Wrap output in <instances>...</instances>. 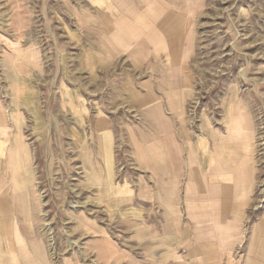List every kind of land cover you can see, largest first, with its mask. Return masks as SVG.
<instances>
[{
    "label": "rangeland",
    "instance_id": "rangeland-1",
    "mask_svg": "<svg viewBox=\"0 0 264 264\" xmlns=\"http://www.w3.org/2000/svg\"><path fill=\"white\" fill-rule=\"evenodd\" d=\"M144 2L0 0V264H206L199 244L264 264V0ZM173 12L189 54L163 103L180 71L156 22L128 37L127 20ZM157 104L186 127L172 180L140 144L165 164Z\"/></svg>",
    "mask_w": 264,
    "mask_h": 264
},
{
    "label": "crops",
    "instance_id": "crops-1",
    "mask_svg": "<svg viewBox=\"0 0 264 264\" xmlns=\"http://www.w3.org/2000/svg\"><path fill=\"white\" fill-rule=\"evenodd\" d=\"M128 1L131 3V1H135V0H128ZM143 1H145L144 3L146 5H149L150 0H143ZM140 14H141L140 16H137V15L129 16V18L130 17H132V18L127 20V22L129 23L127 25V27L130 31L128 37H132L131 31L137 30L136 22L143 23L142 24L143 28L147 29V30L151 27L152 21L156 22L157 24H155V26L157 28V31L160 33V36L166 40L165 45L167 47V54H168V57L170 59V61L167 62L168 65L165 64V66L167 65V67L165 69H172V70H174V69L178 70L179 69V71H180V76L178 77L177 80L173 79L171 81V79H169V78L165 79L164 86L166 85V87H168L167 89L164 90L165 92H157L158 94L154 92L155 96L160 97V98H158V101H163V103H166V102H169V100L172 96H175L178 92H180V90L183 93L182 86L180 85V81H181V68H182V65L184 62H181L179 60L175 61V59L177 58V54H178L177 47L179 45V42H175V41L180 38V36L177 35L176 33H178L179 28L180 27L182 28V25L184 24L183 23L184 22L183 16L178 15V14L173 12V13H169L166 15H162L160 19L159 18L158 19H154V18L151 19L152 16L147 17L146 14H142V13H140ZM114 21H113V23H114ZM115 25L117 27L116 21H115ZM144 29H141L139 27V30H140L138 32L139 35L141 34V32ZM152 43L154 44V42H152ZM143 45L144 44L137 45L136 48H138V50L134 51V53L135 54L136 53H144L146 57H147L148 53L149 54H159V49H156L155 47H151L150 49H142ZM186 53L189 54V51H185V49L179 50L178 58L184 59L183 61H185L187 59L188 55L183 58V56H184L183 54H186ZM161 54H163L162 51H161ZM155 68L160 69V71H163V72L159 73V76H162L163 73H165L164 67H162L161 64L156 65ZM176 87H178V88H176ZM162 95H164V97ZM159 108H161V106L158 104L155 105L154 108H150L151 110L147 111L148 112L147 113V120H148L151 135H155V136L161 135V134H163V135L167 134L168 135L166 140H164L162 143L156 145L162 151H167V150L170 151V153L168 152L169 154L166 157L167 159L165 158V164L158 162V161H155L156 155H153L152 152H150V151H152L153 147H149L147 145L148 143H144L142 141H140L141 142L140 144H145V146L143 147L145 155H146V157H144L145 167L150 168V170L156 169V170L163 171L161 168H158V167H162L163 165H165L166 171L164 174L167 175L166 179L172 180V178L170 176L171 175L174 176L172 173V170L174 168L173 166H178L180 169V158L175 160L173 151H175L176 149L178 151H182L184 149V146L182 145V143L178 142L177 134L178 133L186 134V127L182 126L181 129H179V128L177 129L176 126H174V124H173V118L172 117H166V116L161 115V114L159 115V112H160ZM0 112H2L1 109H0ZM146 141H147V139H146ZM138 148H139V151H141V148L140 147H138ZM186 149L187 148H185V150ZM190 149H187L188 152ZM175 227H174V230H176ZM202 247H203V250H202ZM198 250L201 251L200 255H204L207 258V259L203 258L204 263L208 264L207 261H209V262L212 261L211 259H213V258L210 257L209 253L205 254L206 249L204 248V245L199 244L197 247V252H198Z\"/></svg>",
    "mask_w": 264,
    "mask_h": 264
},
{
    "label": "bare ground",
    "instance_id": "bare-ground-1",
    "mask_svg": "<svg viewBox=\"0 0 264 264\" xmlns=\"http://www.w3.org/2000/svg\"><path fill=\"white\" fill-rule=\"evenodd\" d=\"M182 71V69H181ZM184 75V73H182ZM185 77V76H184ZM183 84L186 85V80L183 81ZM0 128L4 129L5 128V121H4V116L3 114L0 112ZM232 144H236V146L238 147L239 149V152L241 154H246L249 152V143L248 142H245V141H240V142H232ZM223 148H225V144L223 145ZM226 150H228V148H226ZM241 154H238L236 156V159L234 160H237ZM238 162V161H237ZM241 178H239L240 180ZM239 182V181H238ZM226 221V220H225ZM8 233V230L6 231V234ZM198 253L201 254V251L198 250Z\"/></svg>",
    "mask_w": 264,
    "mask_h": 264
}]
</instances>
